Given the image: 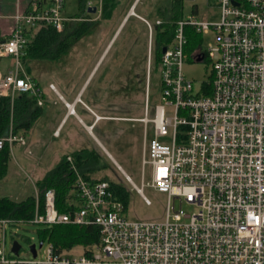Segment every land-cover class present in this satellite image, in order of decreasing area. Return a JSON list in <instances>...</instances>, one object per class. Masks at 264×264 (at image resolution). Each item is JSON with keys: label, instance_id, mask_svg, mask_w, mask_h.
<instances>
[{"label": "built area", "instance_id": "2783aa9c", "mask_svg": "<svg viewBox=\"0 0 264 264\" xmlns=\"http://www.w3.org/2000/svg\"><path fill=\"white\" fill-rule=\"evenodd\" d=\"M63 5L64 0H50L45 10L11 16V33L0 42V58L11 62L8 72L0 75V97L12 102L29 94L42 104L41 90L21 63L25 31L39 22L61 31L68 20ZM213 7L218 11L214 20L197 14L183 17L176 21L171 40L161 45L160 104L152 114L147 93L152 36L162 21L152 24L133 7L128 12L145 24L148 34L145 106L137 120L144 127L142 176L148 168L149 182L137 187L124 176L146 205L150 201L143 195L145 186L166 195L165 220H129L109 183L84 179L67 156L75 176L73 209L59 212L55 193L48 189L42 209L39 197L35 199L31 219L0 218V264H264V0H215ZM186 27L199 35L191 51L193 62L206 59L211 65L208 81L196 90L182 70L189 54ZM48 87L56 92L53 84ZM147 129L151 137L146 143ZM15 143L26 141L10 124L0 136V149ZM181 203L192 212L183 213ZM25 224L94 225L99 240L79 245L78 256L69 255L73 248L58 250L39 240L40 247L31 243L35 256L28 248L31 257L22 259L20 246L12 251L15 240L6 249V236L7 229L14 228L10 234L16 235Z\"/></svg>", "mask_w": 264, "mask_h": 264}, {"label": "rangeland", "instance_id": "374dc122", "mask_svg": "<svg viewBox=\"0 0 264 264\" xmlns=\"http://www.w3.org/2000/svg\"><path fill=\"white\" fill-rule=\"evenodd\" d=\"M4 1L9 2L8 5L11 4L12 8L1 9L0 13L6 12L12 16L16 10L23 11L24 9V4L21 5L23 0ZM132 2L133 0H121L113 11L116 17L113 20L102 21L96 19L88 21L91 23L89 33L79 40L71 42L68 54L63 61L50 64L43 63L33 71L32 75L42 90L48 89V83L52 82L59 93L65 96L62 88L77 91L82 86L90 68L103 54L82 89V92L85 93L84 99H87L89 95L97 94L99 91L101 93H103L102 90L105 91L106 102L101 110L107 117V120L101 123L105 137L99 138L101 145H98V147L92 144L89 147L97 150L102 159L108 164V168L95 174L92 178L98 179L104 175L110 180H118L127 185L131 193L125 216L129 220L161 222L165 220L166 195L145 186L142 192L150 201V204L146 205L124 176V174L128 176L137 187H140L141 182H149L148 168L143 170L142 176L141 156L144 127L137 120L143 117L146 98V58H144L147 43L146 28L136 18H128L127 22L113 36L108 48L103 51L118 24L132 7ZM162 2L163 0H137L134 11L140 15L150 16L145 18L152 22L154 19L152 10ZM214 2L215 0H184L182 3L183 17L197 14L199 18L206 17L214 20L218 12L217 8L213 7ZM193 9H196L195 13L192 12ZM77 13V0H64L63 16H73ZM11 16L0 18V37L9 34V32L11 33L13 25ZM89 16L91 20L95 19L94 14ZM76 21L78 20L68 23L77 26L80 22ZM182 70L185 77L192 82L194 90H196L199 85L208 81L211 65L207 61L186 62L183 64ZM151 73L147 91L149 98L148 112L150 114L153 113L154 106L160 104L159 74L157 72ZM100 82L101 85H98ZM52 109H56V112L58 110L57 113L61 115L62 107L59 103L57 106H53ZM119 117L122 120L115 119ZM44 121L42 123H45ZM70 123V120L66 123L58 139L50 138V133L48 134L35 125L33 126L29 138L31 140L36 139L38 143L34 142L27 146L26 151H29V153L26 152V157L22 159L16 157L10 161L8 174L0 181V197L22 200L27 196L35 195L32 183L43 173L54 167L64 152L79 149V145L73 144L64 149L62 144L66 132L70 130ZM150 137L151 130L147 129L146 143ZM45 140H50V144H46ZM27 161H31L33 165L38 166L36 175L30 173L33 165L27 164ZM174 207L176 210L179 209L177 201H175ZM180 207L185 214L192 212V209L185 203H181ZM41 227L43 226L25 224L16 230V235L10 234V232L15 231L14 228L7 229L6 249L9 250L12 241L15 240L21 248L19 257L22 259L30 258L28 246L31 243L38 244V229ZM80 253L81 247L79 246H75L69 251V255L72 256H78Z\"/></svg>", "mask_w": 264, "mask_h": 264}, {"label": "trees", "instance_id": "16d2710c", "mask_svg": "<svg viewBox=\"0 0 264 264\" xmlns=\"http://www.w3.org/2000/svg\"><path fill=\"white\" fill-rule=\"evenodd\" d=\"M87 1L89 0H77L78 13L73 16H64L68 20L63 23L61 31H57L52 25L44 22H39L35 28L25 31L27 43L22 51L21 63L25 73L31 77L36 86H39V84L32 75L33 71L43 63L50 64L63 61L68 54L71 42L77 41L89 33L91 23L86 22V19H90V14L87 12ZM183 1L163 0L160 5L155 6L152 10L154 19L151 23L154 24L156 20L162 21L161 25L154 26L153 28V65L151 69L153 73L157 72L159 74L161 45L167 44L171 40L176 21L183 18ZM118 4L119 0H101L99 20H109ZM10 5L6 7L12 8ZM23 11L36 12L38 10L36 7L26 8L24 6ZM192 12L195 13L196 9H193ZM145 17L149 18L150 16L145 15ZM74 20H78L76 22H80V24L77 26L69 25L70 23L68 22H73ZM185 33L189 38L187 62L192 63L193 57L191 56V51L199 42V35L190 27L185 28ZM151 72L150 74H152ZM204 89L205 94H208L210 89L209 84ZM39 114L40 108L37 106L35 96L20 94L12 102L7 97H0V136L7 131L10 122L15 132L28 131ZM67 156L71 157L77 172L86 180L93 179L92 176L108 168V164L93 147H81L78 150L63 155L52 169L35 182L39 193L41 209L43 195L48 189H52L55 193V206L59 212H66L74 207L72 198H75V176L70 169V164L66 160ZM9 158V151L5 145L0 149V180L6 175ZM95 180L107 181L109 183V189L114 199L122 204L124 212H126L131 193L127 185L118 180H110L104 175ZM33 210V196H28L19 201L0 197V218L9 217L12 219L29 220L33 216ZM38 237L39 240L52 244L58 250H68L79 245L87 246L97 243L99 240L98 229L94 225L78 226L62 224L50 227L43 226L38 229Z\"/></svg>", "mask_w": 264, "mask_h": 264}, {"label": "crops", "instance_id": "0c3cea01", "mask_svg": "<svg viewBox=\"0 0 264 264\" xmlns=\"http://www.w3.org/2000/svg\"><path fill=\"white\" fill-rule=\"evenodd\" d=\"M23 1H21V5L24 4V6H26V8L36 7L38 11L45 10L50 5V0H23ZM119 2H121V0H119ZM136 2H137V0H133V2L131 4L133 9H134V7H136V4H137ZM100 3H101V0H89V1H87V7H88V4H90L91 7H94V6L96 7V12L94 13L95 19H92V20L99 19ZM8 4H9V2H5L4 0H0V10L5 9ZM24 6H23V8H24ZM90 9H92V8H90ZM16 11H20V10H16ZM134 13H135V11H134ZM89 14H91V13H89ZM137 15L146 19L145 18L146 14L145 15L144 14L143 15L137 14ZM10 16H11V14H7L5 12L0 13V18L10 17ZM130 17H134V16H130L127 13V15L123 18V20L120 21V23L118 24L117 28L114 31V34L111 36V38L107 42L103 51H105L108 48L109 44L111 43V41L113 39V36L119 31L121 26H123L124 23L127 22L126 20ZM115 18L116 17L114 16V14L112 12V16L109 20H113ZM134 18H136V17H134ZM137 20H139V19H137ZM139 21L145 26V24L141 20H139ZM9 34H10V32H9ZM9 34H7L5 36H1L0 42L3 41L4 39L8 38ZM146 40H147V43L145 45L146 51L144 52L145 58L147 55L148 34H146ZM102 55L103 54H101L99 56L97 61L90 68V71L85 76V79H84V82L82 83V86L77 91H75L73 89H66L63 87L62 90H63V93L65 94V96H63L61 93H59V91L56 89L55 85L52 82H49L48 85L53 84L56 92H53L51 89H49V87L46 90H42L40 85L38 86V88L41 90V100H42V104L40 106L37 105L40 108V114L35 119L33 125L31 126V128L28 131L16 132L25 138L26 144L20 145V144L15 143L11 146V148L7 147L8 151H9L10 158L8 161L7 171H6L5 177L8 174V167H9L10 161H12V159H15L16 157L18 159H22V158L26 157V152L29 153V151H26L27 146H29L31 143H34V142L38 143L36 139L31 140L29 138V134H30L34 125L36 127H38L39 129H41L42 131H46L48 134L50 133V138L52 137V139H58L61 136V132H62L64 126L70 120L71 121L70 130L68 132H66L65 138H64L63 143H62L64 146V149L68 148L69 145H71V144L79 145L80 146L79 149L81 147H89L91 144L95 145L97 147H98V145H101L99 138L105 137L104 131H103V126H101V123L103 121L107 120V117L101 111L103 108L102 106H104V104L106 102L105 94H104L105 91L102 90L103 93H101V91L98 90L99 92L97 94H93L91 96L89 95V97L87 99H84L83 96L85 93L82 92V89L85 86V84L88 82L89 78L91 77V74L93 73L94 69L96 68L99 60L102 57ZM10 66H11L10 58H8V57L0 58V75H5L8 72ZM90 82H91V80L89 81V83ZM89 83H88V85H89ZM98 85H101V82L98 83ZM58 103L62 107L61 115H59V113H57L58 110L56 112V109H54V110L52 109V107L55 105L57 106ZM66 103L69 104L70 107L73 108V112H69V110L66 106ZM46 106H47V108H46ZM119 118H115V119H119ZM42 121H44L45 123H42ZM10 124L12 125L11 122L9 123V126H10ZM75 126L77 127L76 129L74 128ZM12 127H13V125H12ZM56 131H57V133H56ZM45 142H46V144L47 143L50 144V140H45ZM71 152L72 151H66L63 153V155L69 154ZM26 163L29 165H33V163L31 161H27ZM37 168H38L37 165H33L31 167L30 173L32 175H36ZM45 173H43L42 176ZM42 176L37 178L32 183V187L35 191V195H33L34 202H35V199L39 197L38 189L36 187L35 182L37 180H39ZM7 198H9V197H7ZM9 199H11V198H9ZM15 201H19V200H15Z\"/></svg>", "mask_w": 264, "mask_h": 264}, {"label": "water", "instance_id": "95a60500", "mask_svg": "<svg viewBox=\"0 0 264 264\" xmlns=\"http://www.w3.org/2000/svg\"><path fill=\"white\" fill-rule=\"evenodd\" d=\"M185 1H192V0H185ZM91 8H92V9H90V7H87V11H88L89 13H91V14H94V13L96 12V7L94 6V7H91ZM164 51H165V48L163 47V48L161 49V53H163ZM196 62H201V59H200V58H197V59H196ZM40 246H41V242L38 243V247H40ZM18 248H19V244H18L17 242H14V243H13V247H12V251H13L14 253H16L17 250H18ZM28 248L30 249L31 254H32V256L34 257V256H35V245H34V244H31V245H29Z\"/></svg>", "mask_w": 264, "mask_h": 264}, {"label": "flooded vegetation", "instance_id": "af4514ba", "mask_svg": "<svg viewBox=\"0 0 264 264\" xmlns=\"http://www.w3.org/2000/svg\"><path fill=\"white\" fill-rule=\"evenodd\" d=\"M88 21H93V20H91V19H86V22H88ZM204 61H206V59H204Z\"/></svg>", "mask_w": 264, "mask_h": 264}]
</instances>
